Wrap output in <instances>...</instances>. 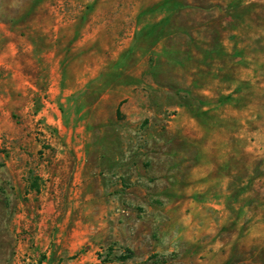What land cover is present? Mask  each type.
<instances>
[{
	"label": "rangeland",
	"instance_id": "obj_1",
	"mask_svg": "<svg viewBox=\"0 0 264 264\" xmlns=\"http://www.w3.org/2000/svg\"><path fill=\"white\" fill-rule=\"evenodd\" d=\"M0 264H264V0H0Z\"/></svg>",
	"mask_w": 264,
	"mask_h": 264
}]
</instances>
